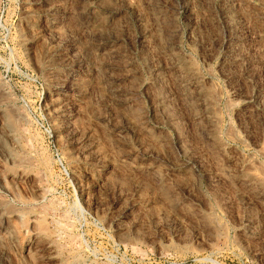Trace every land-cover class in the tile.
Returning a JSON list of instances; mask_svg holds the SVG:
<instances>
[{
  "label": "rangeland",
  "instance_id": "1",
  "mask_svg": "<svg viewBox=\"0 0 264 264\" xmlns=\"http://www.w3.org/2000/svg\"><path fill=\"white\" fill-rule=\"evenodd\" d=\"M0 264H264V0H0Z\"/></svg>",
  "mask_w": 264,
  "mask_h": 264
},
{
  "label": "bare ground",
  "instance_id": "2",
  "mask_svg": "<svg viewBox=\"0 0 264 264\" xmlns=\"http://www.w3.org/2000/svg\"><path fill=\"white\" fill-rule=\"evenodd\" d=\"M263 171V170H262Z\"/></svg>",
  "mask_w": 264,
  "mask_h": 264
}]
</instances>
